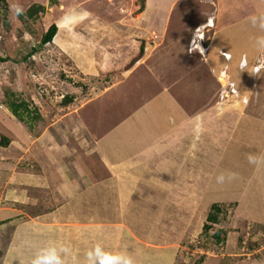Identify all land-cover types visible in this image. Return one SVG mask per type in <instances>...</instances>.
<instances>
[{
  "label": "crops",
  "instance_id": "crops-1",
  "mask_svg": "<svg viewBox=\"0 0 264 264\" xmlns=\"http://www.w3.org/2000/svg\"><path fill=\"white\" fill-rule=\"evenodd\" d=\"M127 1L60 0L51 10L60 11L64 8L65 14L73 15L67 21L72 22L69 27L72 26L74 30H112L114 21L103 18L107 11L111 16L130 15L129 20L123 22L128 25L124 30L138 31L140 36L146 30L156 29L168 30L174 35L182 32L188 22L184 24L177 15L187 11L195 15L190 23L193 25L181 38L169 37L157 45L146 43L144 57L139 58L130 71H141L147 76L149 81L145 88L151 102L144 100L140 105L143 107H139L140 112L131 114L128 121L115 126L113 137L108 135L107 138L105 135L95 142L93 137L97 135L91 134L89 147L79 155L70 152L73 160L69 162L62 158L57 165L59 170L62 169L59 172L47 165L46 175L42 170L37 176L32 171L35 162L32 164L30 160L24 159L21 166L17 165L19 169L12 175L14 183L11 185L10 178L4 179L6 173L2 169L9 168L4 166L1 157L0 226L12 224L14 220L18 225L12 231L10 229L11 240L8 244L11 248L9 245L2 248L0 264H31L35 254L50 245L69 249L65 257L66 264H85L86 253L96 244L109 251L126 253L136 264L147 263L148 255L152 256L149 264L156 259L161 261L160 246L146 245V248H142L146 244L148 232L152 231L154 240L162 242L163 233L158 231L160 236H155L157 231L153 229H157V224L161 227L160 223L164 219L167 224L178 222L176 218H179L185 206L193 203L197 190L202 192L201 195H206L210 190L222 193L230 183L227 177L232 174L226 168L227 148L240 141L244 150L247 145L249 149L246 151H253L256 140L264 137V125L258 121L254 126L259 124L262 130L256 126L246 132L252 136L251 139L245 138L240 121L232 129L227 127L230 114L226 113L225 103L218 101L217 97L223 91L219 79L222 73L240 85V81L246 83L248 79L254 78L258 73L253 74L252 69L264 62V49L258 50L255 43L257 38L264 37V30H259L264 23V0H132V5H128ZM48 3L49 0L43 4L47 6ZM86 6L94 9L89 10ZM203 14L210 16L205 22H201L200 16ZM168 16H171L170 20ZM252 18H256L255 25ZM120 22L113 29H118ZM60 25L57 24L59 29ZM200 27H203L201 34L204 32L202 39L196 37ZM129 31L125 33V41H134L137 37ZM206 35L209 40L205 39ZM180 39L187 41L188 72L180 75L169 70L159 73V55L169 52L168 47L172 46L173 40L176 43ZM194 45H199L202 51ZM224 54H229L230 58ZM242 59L247 61L244 70L239 67ZM234 73L239 74V79L235 78ZM195 74L199 75L186 80L187 76ZM238 105L240 109L243 108L242 103ZM104 126H107L106 122L98 124L99 129ZM27 145L29 147L25 148ZM23 148L30 153V139H26ZM217 151H222V155H217ZM257 151L259 149L255 153ZM85 155L92 166H83ZM18 158L21 160L22 157L19 155ZM251 166L252 174L239 178L241 181L235 189L237 198L234 199L245 200L247 207L246 192L252 188L249 194L251 211L257 209L261 214L252 216L248 213V216H242L250 223H264V210L261 207V202L264 203V172L261 173V170L264 171V167L260 170L258 165ZM220 174L226 177L223 183H217L216 177ZM50 175L55 176L50 182L53 197L48 202H42L49 208H43L31 216L22 214L20 208L8 206L20 196L18 191L22 190L23 184L30 187L32 183H46L45 177ZM249 176H252L249 178L251 184L245 190ZM174 181L180 182L177 184L180 187L175 188ZM214 192L213 197L216 196ZM32 218H39L45 224L40 225L37 232L31 231L36 228ZM48 220H55L59 224L51 229L46 226ZM7 230L9 232V228ZM171 230L166 229L165 234ZM28 238L35 245L33 250L27 249L25 240ZM17 244L27 250L29 257L25 254L14 256ZM10 257L11 260L14 258L12 263H9Z\"/></svg>",
  "mask_w": 264,
  "mask_h": 264
},
{
  "label": "rangeland",
  "instance_id": "rangeland-1",
  "mask_svg": "<svg viewBox=\"0 0 264 264\" xmlns=\"http://www.w3.org/2000/svg\"><path fill=\"white\" fill-rule=\"evenodd\" d=\"M131 1H127L128 5H132ZM44 2L46 4L47 0H6L7 11L4 8L0 9V136L6 135L11 139L8 148H0V159L2 157L5 162L4 166L9 168L2 170L6 173L4 179H11L10 185L14 183L12 175L16 173V169H19L24 159L30 160L32 164L35 162L32 171L37 176L42 170L46 175L47 165L59 172L62 169L59 170L57 165L62 158H65V162H69L73 160L71 158L73 155H70V152H77L79 155L83 149L89 147L91 134L97 135L93 137L95 142L105 135L107 138L108 135L113 137L116 132L115 126L128 121L132 115L140 112L139 107L144 100L151 102V98H147L149 94L146 89L147 81H149L147 76L141 71L137 73L130 71L137 60L144 57L146 43L155 45L169 37L171 39L174 36L181 38L182 35L183 37L188 28L193 25L190 23L195 17L189 11L177 15V18L180 17L182 20L181 22L188 23L183 26L182 32H177L175 35L172 32L169 33L168 30L156 29L146 30L143 32L145 36H140L138 31L124 30L128 25L123 22H126L131 17L130 15L124 13L111 16L109 11L103 14V18L114 21L112 30H74L72 26L69 27L72 22L67 21L73 15L65 14L64 8L60 11L58 9L51 10L50 3H48L47 6L45 5L46 12L42 14L37 23L32 25L30 33L28 29L25 30L22 20L14 9L21 7L25 11L34 3L43 4ZM86 8L94 9L92 6H86ZM122 17L125 21L120 22ZM168 17L170 20L171 16ZM200 17L201 22H205L210 16L203 14ZM156 18L157 16L154 17V19ZM119 22L122 26L119 25L118 29H113ZM54 23L62 24L53 42L29 56L31 48L40 43L42 35ZM202 30V27L198 29L196 37L200 38L204 35V32L201 35ZM259 30L263 31L264 28H259ZM127 31L137 38L134 41L132 39L125 41ZM205 39L209 40L208 35ZM142 48H144V54H140ZM168 51L158 57L159 73L169 70L174 71L176 75L186 74L189 66L187 41L180 39L174 43L173 40ZM224 56L227 57L226 54ZM3 58H8V60L3 61ZM142 67L141 65L140 68ZM197 75L199 74L187 76L186 80L197 77ZM233 75L239 79L238 73ZM219 79L223 91L221 95L217 94L218 101L225 103L226 113L230 114L227 127L232 129L233 125L240 121V128L244 130L245 138L251 139L252 136L246 132L252 129L251 127L257 126H254L256 121L261 122L260 125H264V68H261L259 73L254 78L248 79L246 83L240 81V85L232 82L226 73H222ZM7 89L19 93L30 102L32 108H37L40 112L42 118L34 123L32 130L21 124L7 108L5 104ZM69 94L74 96L72 103L69 106H64L62 100ZM238 103H242L243 108L240 109ZM235 108H237V112H235ZM104 122L107 126L99 129L98 124ZM260 125L258 124L257 128L262 130ZM33 137L34 140L31 139ZM28 138L31 146L30 153H27L25 151L27 149L23 148L26 139L29 140ZM254 138L256 140L255 136ZM242 145L240 141L235 142L226 150L228 154L226 168L232 173V178L222 193L217 194L218 191L210 190L206 192V195H201L202 192L197 190L193 203L185 206L183 209L185 212L182 211L179 218H176L177 221L179 220L178 222L167 224L165 222L167 220L164 219L160 223L161 227L157 224V229H153L157 231L155 236H160L158 231L163 233L162 242L154 240L152 231L148 232L146 244H143L142 248H146V245L148 247L160 246L159 248L162 250V260H153L151 264L154 261L155 264H194L202 256H205V259L201 264H264V223H250L247 218L242 216V214L248 216V213H251L252 216L256 213L261 214L257 209L251 211L252 204H249L251 201L249 194L253 189L246 192L247 207L245 200L243 202L234 199V197L237 198L235 189H237L236 185L240 183V179L245 174H252L251 165L253 163L249 162V157L261 161L254 164L258 165L260 170L264 167V137L256 140L255 149L253 148L255 151L259 149L256 153L254 150V152L246 151L249 149L247 145L244 150ZM27 147L29 145L25 148ZM224 147L227 145L224 144ZM216 154L222 155V151H217ZM19 155L22 157L21 160L18 158ZM83 159H85L84 167L92 166L87 162L86 155L83 156ZM19 172L21 173L22 170ZM263 172L262 169L261 173ZM250 177L252 176L248 177L245 190L250 187ZM53 178L55 179V176L50 175L48 178L45 177L46 183H32L30 187L23 184L22 190L18 191L20 196L16 198L15 202L8 203V206L20 208L22 214L31 216L41 212L43 208H49V205H44L42 202H48L53 197V186L50 184ZM22 182L25 183V181ZM169 183L172 184V182ZM177 184L180 182H173L175 188L180 187ZM212 192L215 193V197ZM258 194L261 193L258 192ZM214 203H217L224 211L220 215L219 224L212 223L213 228L204 234V225L211 224L207 218L211 204ZM263 206L264 203L261 202V207L264 210ZM32 219H34L32 224L36 228L31 231L37 232V228L43 223L39 218ZM58 224L55 220L46 222V226H50L51 229ZM15 225L14 220L12 224L0 226L1 249L9 245L11 231L18 224ZM218 227L223 228L229 234L225 243H217L215 246L212 235ZM7 228H9V232ZM166 229L172 230L165 234ZM33 237L37 238L35 235ZM25 241L27 249L33 250L35 245L32 240L28 238ZM16 247L14 256L20 257V255L28 254L23 246L20 247L17 244ZM27 257L29 256L27 255ZM151 257L148 255L147 263L137 264H149ZM9 263H12L11 257Z\"/></svg>",
  "mask_w": 264,
  "mask_h": 264
},
{
  "label": "trees",
  "instance_id": "trees-1",
  "mask_svg": "<svg viewBox=\"0 0 264 264\" xmlns=\"http://www.w3.org/2000/svg\"><path fill=\"white\" fill-rule=\"evenodd\" d=\"M60 0H49L50 7L56 5L59 3ZM8 4L6 3V0H0V9L4 8L7 11ZM47 10V7L43 4L34 3L30 7H28L21 15H18L20 20H22L23 25L25 27V30L28 29V31L31 33L32 31V25L34 23H37L42 14L45 13ZM58 26L54 23L52 24L49 29L42 35L40 39V43L37 46H33L31 48V52L29 56L34 55L35 53L39 52L40 49H42L47 44H50L53 42L54 38L56 37L58 33ZM144 52V48L141 49L142 54ZM3 61L8 60V58H3ZM135 62V60H133ZM132 62V63H133ZM5 104L7 108L10 110V112L13 114V116L24 126H26L29 130H32L34 127V123L42 118L40 112L37 108H32L29 101L24 99L19 93L14 92L10 89H7L5 92ZM74 96L73 95H66L64 96L62 102L64 106H69L72 103ZM11 143V139L6 135L0 136V147H8ZM224 210L217 204L214 203L211 205L208 218L207 220L211 223H206L204 225L203 233L207 234L211 228H213L212 223L219 224L220 222V214ZM227 232L223 228L218 227L213 237V243L215 246L217 243H225V240L227 238ZM3 252L0 248V259L2 258ZM205 259V256H202L198 261H196L194 264H201ZM14 260V258H12Z\"/></svg>",
  "mask_w": 264,
  "mask_h": 264
},
{
  "label": "clouds",
  "instance_id": "clouds-1",
  "mask_svg": "<svg viewBox=\"0 0 264 264\" xmlns=\"http://www.w3.org/2000/svg\"><path fill=\"white\" fill-rule=\"evenodd\" d=\"M14 11L17 15H21L23 13V9L21 7H16ZM252 23L254 25L256 24V18H252ZM260 27L264 28V23H262ZM200 38L202 39V37ZM255 43L258 50L264 49V37L257 38ZM194 47L202 51V49L199 48V45H194ZM239 67L241 70L246 69V59L241 60ZM261 68H264V62H261L256 68L252 69V73H259ZM249 162L256 164L260 163L261 161L250 156ZM231 178V175L227 177V179ZM225 179L226 177L224 174H220L216 177L217 183H223ZM68 252L69 249L67 247H57L55 245H50L40 249L31 260V264H66L65 257ZM85 264H136V262L126 253L109 251L100 244H96L86 253Z\"/></svg>",
  "mask_w": 264,
  "mask_h": 264
},
{
  "label": "built area",
  "instance_id": "built-area-1",
  "mask_svg": "<svg viewBox=\"0 0 264 264\" xmlns=\"http://www.w3.org/2000/svg\"><path fill=\"white\" fill-rule=\"evenodd\" d=\"M227 57H229L230 55L226 54Z\"/></svg>",
  "mask_w": 264,
  "mask_h": 264
},
{
  "label": "bare ground",
  "instance_id": "bare-ground-1",
  "mask_svg": "<svg viewBox=\"0 0 264 264\" xmlns=\"http://www.w3.org/2000/svg\"><path fill=\"white\" fill-rule=\"evenodd\" d=\"M203 28V27H202ZM202 35V34H201ZM202 37V36H201Z\"/></svg>",
  "mask_w": 264,
  "mask_h": 264
}]
</instances>
